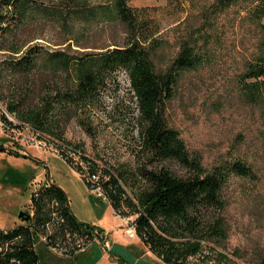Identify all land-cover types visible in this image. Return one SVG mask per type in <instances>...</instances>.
<instances>
[{"label": "trees", "instance_id": "obj_1", "mask_svg": "<svg viewBox=\"0 0 264 264\" xmlns=\"http://www.w3.org/2000/svg\"><path fill=\"white\" fill-rule=\"evenodd\" d=\"M169 6L175 15L187 16L180 24L185 28L178 36V49L165 69L156 64L167 43L158 36L159 25L141 9L131 7L128 0H58L49 6L42 0H0V52L7 50L9 39L16 38L30 18L49 20L67 32L65 41L76 40L83 49L76 54L31 47L10 65L23 74L39 71L66 78L65 84L54 90L53 103L66 105L61 113L66 112L68 119L81 106L95 99L97 102L116 84L118 74L127 75L138 112L136 169L128 179L116 172L101 174L104 189L116 213H123L124 204L134 209L137 235L154 255L165 264H185L189 255L202 250L208 238L223 236L225 229L218 214L224 209L222 190L228 178L256 180L257 174L240 160L212 170L204 168L200 157L190 154L179 132L168 124L167 103L185 72L216 61L217 52L226 44V30L231 27L242 59L236 85L248 105L264 112V0H169ZM93 26L122 29V38L85 51L80 39H88ZM13 51L18 55L22 47ZM3 69L0 64V72ZM43 90L39 99L42 108L37 104L25 114L24 109L12 105L8 110L17 112L33 129L52 133L45 115L54 109L49 100L53 96ZM0 151L6 150L0 146ZM12 155L41 163L30 155ZM71 165L80 171L76 164ZM89 170L99 173L95 166ZM123 180L133 184L140 180L143 187L131 197L123 188ZM26 213L29 218L21 219L22 224L1 232L0 264H41L40 243L56 250H72L77 240L87 242L104 233L97 226L79 222L70 210L66 192L50 180L35 188ZM44 236L45 243L41 242ZM88 249L61 257L75 259ZM254 264H264V258Z\"/></svg>", "mask_w": 264, "mask_h": 264}, {"label": "rangeland", "instance_id": "obj_2", "mask_svg": "<svg viewBox=\"0 0 264 264\" xmlns=\"http://www.w3.org/2000/svg\"><path fill=\"white\" fill-rule=\"evenodd\" d=\"M42 1L48 6L58 2ZM128 3L159 25L158 36L167 43L160 50L156 64L157 68L165 69L178 49V36L185 28V24H180L187 14L175 15L169 0H128ZM186 7L189 10L187 4ZM91 29L88 39H80L85 51H94L95 46H109L123 34L119 28L93 26ZM231 30V27L226 30V44L217 52L216 61L185 72L166 107L168 124L179 132L190 154L200 157L204 168L212 170L240 160L257 174L256 180L228 178L222 190L224 209L219 214L213 213L218 214L224 234L203 243L201 249L208 255L201 264H254L264 258V112L248 105L236 85L235 77L242 70V59L236 33ZM65 37H68L67 32H62L57 24L44 18H30L24 29L16 33V38L9 39L7 50L0 52V64L4 68L0 72V101L7 108L10 105L22 108L23 114L37 104L42 108L39 99L43 89L52 93L49 100L54 105L52 113L45 115L46 126L53 134L40 131L50 136L47 146L38 148L35 142L32 147L19 151L2 146L6 151H0V229L22 224L19 213L26 212L33 191L47 176L66 192L77 219L111 230L113 243L110 242L111 249L107 252L100 242H93L86 253L75 259L63 258L40 243L37 248L42 254L41 264H120L114 259L115 254L126 264H165L150 253V248L140 238H127L120 217L112 214L109 200L90 191L71 165L73 162L82 172L95 166L100 174L116 172L126 179L132 177L139 145L135 121L138 112L127 75L118 74L116 84L97 102L95 99L90 105L81 106L75 116L68 119L66 112L61 113L66 105L62 101L53 103L54 90L62 87L66 78L39 71L23 74L10 66L31 47L70 54L83 51L76 40L65 41ZM18 46L22 47V52L15 55L13 49ZM47 96L50 95L47 93ZM13 116L18 122L31 126L17 112ZM3 142L1 137L0 146ZM12 152L30 155L41 163L15 157ZM142 187L140 180L137 184L123 180V188L131 197ZM122 210V216L136 218L134 209L127 204Z\"/></svg>", "mask_w": 264, "mask_h": 264}, {"label": "built area", "instance_id": "obj_3", "mask_svg": "<svg viewBox=\"0 0 264 264\" xmlns=\"http://www.w3.org/2000/svg\"><path fill=\"white\" fill-rule=\"evenodd\" d=\"M1 137L4 141L1 147L12 148L14 151L25 150L28 147H32L35 142L38 148H43L47 146V142L50 139V136L46 135L44 132L37 131L28 124L18 122L14 118L13 113H10L8 108L0 101V139ZM77 173L83 178L90 191L108 199L101 174L92 173L90 170L86 172L80 170L77 171ZM115 214L120 217L127 238L132 240L138 238L136 218L126 214L122 216V213H116V211ZM5 231V229H0V237L1 232L6 233ZM66 237L70 239V234L67 233ZM46 240L45 236L41 238V242L43 243H45ZM93 242H100L107 252L111 249V244L105 233L102 234L101 238L95 237L93 240L87 242H84L82 239L77 240L72 250H67L65 248L59 250L54 248L49 249L60 256L71 257L84 252ZM207 254V252L200 250L195 254L189 255L185 260V264H201Z\"/></svg>", "mask_w": 264, "mask_h": 264}, {"label": "crops", "instance_id": "obj_4", "mask_svg": "<svg viewBox=\"0 0 264 264\" xmlns=\"http://www.w3.org/2000/svg\"><path fill=\"white\" fill-rule=\"evenodd\" d=\"M19 158H23V157H19ZM24 159H26V158H24ZM35 180H36V179H35ZM43 180H44V181H43ZM48 180H50V179H49V177L46 176V179H44V178L42 179V181H43L42 183L47 182ZM50 181H51V182H54V181H52V180H50ZM35 182H36V181H35ZM110 204H111V203H110ZM111 206H112V205H111ZM69 207H70V205H69ZM70 210H71V209H70ZM112 214H113V215H116V214H115V210L113 209V207H112ZM116 216L119 217L118 215H116ZM75 217H76V216H75ZM76 218H77V217H76ZM77 220H78V219H77ZM78 221H79V220H78ZM79 222H80V221H79ZM99 228H101V229L104 230V233L106 234L107 239H108V240H110V239L112 240V241L110 240L109 242H112V243H113V237H112L113 234H112V231L109 230V229H107V228H104V227H99ZM137 239H139V237H138ZM112 243H111V244H112ZM138 243H141V242L139 241ZM146 248H147V250L149 251V248H148V247H146ZM149 252H150V251H149ZM150 253H152V252H150ZM105 256L107 257V254H105ZM154 256L156 257V255H154ZM156 258H157V257H156ZM114 259L117 260V261H119L120 264H123L122 262H125L121 256L116 255V254L114 255ZM157 259H158V258H157ZM158 260H159V259H158ZM125 264H126V263H125Z\"/></svg>", "mask_w": 264, "mask_h": 264}, {"label": "water", "instance_id": "obj_5", "mask_svg": "<svg viewBox=\"0 0 264 264\" xmlns=\"http://www.w3.org/2000/svg\"><path fill=\"white\" fill-rule=\"evenodd\" d=\"M19 218L20 219H28L29 217L27 216V213L26 212H20L19 213Z\"/></svg>", "mask_w": 264, "mask_h": 264}]
</instances>
